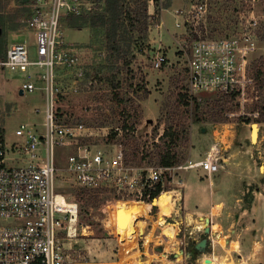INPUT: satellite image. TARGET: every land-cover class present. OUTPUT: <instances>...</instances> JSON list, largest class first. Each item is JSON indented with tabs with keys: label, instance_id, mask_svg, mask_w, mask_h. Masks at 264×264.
<instances>
[{
	"label": "rangeland",
	"instance_id": "1",
	"mask_svg": "<svg viewBox=\"0 0 264 264\" xmlns=\"http://www.w3.org/2000/svg\"><path fill=\"white\" fill-rule=\"evenodd\" d=\"M184 1L188 7L192 3V0ZM167 3L168 0L148 1V11L150 9L154 13L150 16L148 37L140 39L139 49L129 59L130 66L121 65L122 74L115 80L105 71L97 73L103 53L99 51L101 35L94 34L87 25L68 27L63 24L65 40L78 60L75 66L59 67L57 71V85L63 90L59 96L60 116L68 122L96 127L123 128L124 122L136 123L133 130L125 131L119 140L109 141L103 135L105 131L99 130L98 135L88 139V143L109 150L110 144L118 141L124 144L127 135L128 140L135 138L138 142L141 155L150 153L154 142L167 127L165 122L183 111L181 95H187L191 100L187 77L192 34L179 33L175 18L166 12V27L163 31L157 28L160 11ZM210 3L208 30L213 38H220L233 33L240 15L250 8L252 0H211ZM256 9L264 12V0L256 3ZM29 15L30 11L24 10L19 0H0V45L8 47L14 43H26L30 58L34 60L35 36L26 28ZM159 38H163V42L155 43ZM181 41L186 42V53L178 44ZM140 48L144 53H139ZM158 53L165 55L167 61L160 69H155L152 59ZM262 62L264 35L250 61L253 77L256 67ZM37 71L34 66L26 72L0 68V138L3 137L8 146L21 140L15 133L20 125H33L43 120L44 115L35 113L37 108L46 107L42 91L20 94L21 80ZM254 79L255 90L248 94L244 108L235 100L236 110H233L234 115L227 117L226 123L213 121L203 111L199 122H189L188 141H183L177 148L185 155V160L181 165L163 171L161 182L165 191L157 202L156 199L147 200L148 204L144 200L131 199L127 194L129 190L115 195L110 192L78 193L81 187L64 171L65 161L73 150L58 149V166L62 169L58 176L59 191L71 200L72 196L75 198L80 225L84 226L83 233L85 228L90 231L84 236L92 235L88 238L79 236L71 241L74 249L72 258L95 264H143L141 252L145 248V253L153 255L150 259L156 260L153 264H165L166 261L171 264H204L207 258L225 263L264 264V124L256 121L246 124L241 118L242 111L252 119L257 109L264 111V76L261 88L258 87L259 80ZM117 94L125 102L119 104ZM218 97V94H198L194 99L213 102ZM252 123L259 124L258 137L254 136V139ZM214 146L219 151L220 169L209 177L194 164L205 160ZM135 165L157 167L150 159ZM92 195L96 196L94 200L89 199ZM119 201H124L129 207L130 203L144 202L135 232L127 242L120 240L118 230ZM162 205L170 207L169 214L162 212ZM194 208L193 216L191 211ZM151 213H157L159 218L157 215L156 218L151 217ZM171 214L173 216L165 220ZM151 219L163 223L161 233L167 235V239L155 237L161 234L152 231L155 225ZM139 220H144L140 233ZM172 228L174 231L170 230ZM153 239L151 247L149 240ZM158 240H163V243H158Z\"/></svg>",
	"mask_w": 264,
	"mask_h": 264
},
{
	"label": "built area",
	"instance_id": "2",
	"mask_svg": "<svg viewBox=\"0 0 264 264\" xmlns=\"http://www.w3.org/2000/svg\"><path fill=\"white\" fill-rule=\"evenodd\" d=\"M259 1L252 0L233 33L220 38H213L208 30L211 0H192L188 8L180 10L176 27H183L184 35L192 34L187 77L191 102L198 94L235 95L244 108L248 94L256 87L250 61L259 49L264 29V12L256 9ZM102 6L98 0H30L32 14L26 28L34 33L36 58H30L26 43H15L0 56V68L26 72L37 67L36 74L21 80L20 91L23 95L42 91L46 98V107L35 110L44 115L43 120L22 124L16 130L20 141L8 146L0 140V264H95L75 261L71 256V241L84 236V226L80 225L77 202L59 191L62 169L58 149L73 150L64 171L79 187L113 189L114 195L129 190L128 195L143 199L145 192L161 181L163 171L175 168L128 164L121 142L110 144L109 150L88 143L99 130L105 131V138L115 133L114 139L119 140L125 133L122 127H96L60 116L63 90L57 85V71L75 66L78 60L65 40L64 21L72 15L101 11ZM178 44L186 53V42ZM166 61L165 55L158 53L152 66L160 69ZM242 115L254 121L259 113L254 112L253 119L244 111ZM194 166L211 177L220 169L219 151L212 147L207 158ZM72 204L74 209L69 208Z\"/></svg>",
	"mask_w": 264,
	"mask_h": 264
},
{
	"label": "trees",
	"instance_id": "3",
	"mask_svg": "<svg viewBox=\"0 0 264 264\" xmlns=\"http://www.w3.org/2000/svg\"><path fill=\"white\" fill-rule=\"evenodd\" d=\"M104 2L101 11H95L89 15L69 16L65 22L68 26L76 27L87 25L94 34L99 33L101 35L100 47L102 60L100 66L97 68V73L106 72L111 74V78L115 80L120 74H122V67H129L131 62L130 58L134 57V52L139 49L140 39H146L148 37V28L150 26V15L148 11L149 0H101ZM24 3L23 0H19V3ZM167 5V4H166ZM165 5V6H166ZM167 7V6H166ZM24 10L30 11L31 9L23 7ZM147 35V36H146ZM264 35V29L261 39ZM229 36V35H228ZM7 47L0 45V56L4 57L7 52ZM133 52V55H132ZM140 54L144 53V50L140 48ZM128 59V60H127ZM122 65V67H121ZM264 76V62L260 66L256 67L254 77L259 80L258 87H263L261 79ZM121 87V86H118ZM116 100L118 103L125 102L123 97L117 94ZM235 95H220L216 100L210 102L205 99L195 98L193 102L188 100L187 95H181V101L183 111H179L174 119L166 121L167 124L164 132L159 135L158 141L154 142L153 150L150 153L140 154L138 142L135 138L132 140L127 139L124 142L126 147V162L128 164H140L143 160L150 159V162H154L159 167H176L181 165L185 160V155L177 151V148L182 145L184 141L187 143L189 135V122H199L202 118L199 116L200 112L207 113L211 116L215 122L226 123L228 118L226 113L236 110L234 101ZM209 109V110H208ZM262 109V108H261ZM211 111V112H210ZM234 112V111H233ZM259 113L258 118L254 121L264 124V111H255ZM181 115V116H180ZM180 117V118H179ZM242 118V117H241ZM246 124L251 123L250 119L242 118ZM162 122V121H161ZM160 122V123H161ZM136 123L130 125L126 122L123 124L125 131L133 130ZM115 138V133H112L109 137V141ZM4 141V138H0ZM127 148L129 151H127ZM264 151V143H263ZM165 187L163 183L157 182L154 188L146 191L143 199L136 198L133 195H129L131 199L144 200L150 204L147 200H154L163 194ZM78 193H114V190L110 189H88L80 188ZM150 193V198L147 199L146 195ZM96 196H89V199L94 200ZM118 199H121L118 197ZM153 203H151V206ZM157 208L158 204L156 203ZM153 212L155 207L152 206Z\"/></svg>",
	"mask_w": 264,
	"mask_h": 264
},
{
	"label": "bare ground",
	"instance_id": "4",
	"mask_svg": "<svg viewBox=\"0 0 264 264\" xmlns=\"http://www.w3.org/2000/svg\"><path fill=\"white\" fill-rule=\"evenodd\" d=\"M258 132H259V128H258V125H256L255 131H254L255 137H258ZM214 148H215V146H214ZM72 198L74 201H76L73 196H72ZM142 205H144V202L130 203V207L127 206L124 201L118 202V205H117L118 230H119L121 241L127 242L129 240V238L132 236V234L135 232V229L137 227V219L140 217V208L142 207ZM75 207L76 206L74 204L69 206V208H72V209H74ZM161 209H162V212L164 214L170 213V207H168L167 205H162ZM143 223H144V220L138 221V224H140V227L138 225L139 233L141 232V228H142ZM214 229L215 230L217 229L215 225H214ZM89 234H90V231L88 230V228H85L84 229V235H89ZM258 246H259V244L257 243L256 248H258ZM221 258H223V256ZM217 260L213 259V258H207L204 264H235V262H232V261L229 263H225L224 261L218 262ZM225 261H227V260H225ZM134 264H136V263H134ZM165 264H171V263L169 261H166Z\"/></svg>",
	"mask_w": 264,
	"mask_h": 264
},
{
	"label": "crops",
	"instance_id": "5",
	"mask_svg": "<svg viewBox=\"0 0 264 264\" xmlns=\"http://www.w3.org/2000/svg\"><path fill=\"white\" fill-rule=\"evenodd\" d=\"M23 2L24 3H27V4H22V2L20 3L21 5H22V7H27V8H29V9H31L30 8V0H23ZM188 3H186L184 0H168V3H167V7L165 6V7H162V9H161V11H160V23L159 24H157L156 26H157V28H159L161 31H163L162 29H163V27H166V19H165V12L166 13H168L170 16H172V17H174L175 18V20H176V22H175V25H176V23L178 22V21H180V15H179V12H180V10H182V9H185V8H187L188 7ZM154 13L153 12H151V10L149 9V15L151 16V15H153ZM64 24H66V22L64 21ZM67 25V24H66ZM68 26V25H67ZM69 27V26H68ZM180 29V32L179 33H183V35H184V33H185V30H184V28L183 27H180L179 28ZM162 33V32H161ZM149 37H151V36H149ZM157 41H162L163 42V38H159L158 40H156L155 41V43L157 42ZM165 41V40H164ZM150 43H152V42H150ZM165 43V42H164ZM15 44V43H14ZM11 45H13V44H11ZM11 45H9L7 48H9ZM6 53V52H5ZM7 144V143H6ZM186 192H187V190H186ZM185 202V204H184V206H185V208H186V200L184 201ZM190 203H192V202H190ZM195 211H196V209L194 208L191 212L193 213V216L195 215L194 213H195ZM177 212V211H176ZM155 215H157V213H154V214H152L151 213V217H154V218H156V216ZM158 216V215H157ZM173 215L171 214L170 216H166L165 217V220H166V218H169V217H172ZM192 216V217H193ZM145 220H147L145 217H143ZM157 218H159V216L157 217ZM193 219L195 220V217H193ZM157 220V221H156ZM151 221H153V226L154 227H152L153 229H152V231H155V233L156 232H159L160 234H161V236L159 235H156L155 237H158V239H160V237L162 238H165V239H167L168 237H167V235H165V234H162L161 233V231H163V228H164V226H163V223L162 224H160L159 222H158V219H151ZM142 229V228H141ZM170 230H172V231H174V229L172 228V229H170ZM92 235H90V236H86V238H88V237H91ZM80 237H84V236H80ZM153 241H155L154 239L153 240H149V244L151 245V247L153 246ZM163 240H158V243H160V244H162L163 242H162ZM145 251H146V249L144 248L143 250H142V252H141V258L143 259V264H153V263H156V260H153V259H150V257L151 256H153L151 253H149V254H147V253H145ZM149 251H150V249H149ZM86 262H88V261H86Z\"/></svg>",
	"mask_w": 264,
	"mask_h": 264
},
{
	"label": "water",
	"instance_id": "6",
	"mask_svg": "<svg viewBox=\"0 0 264 264\" xmlns=\"http://www.w3.org/2000/svg\"><path fill=\"white\" fill-rule=\"evenodd\" d=\"M20 94L23 95V91H22V90L20 91ZM251 125H252V131H253V136H252V138L254 139L255 126L258 125V123H252Z\"/></svg>",
	"mask_w": 264,
	"mask_h": 264
}]
</instances>
